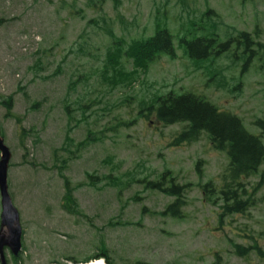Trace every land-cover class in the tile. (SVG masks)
<instances>
[{"label": "rangeland", "instance_id": "1", "mask_svg": "<svg viewBox=\"0 0 264 264\" xmlns=\"http://www.w3.org/2000/svg\"><path fill=\"white\" fill-rule=\"evenodd\" d=\"M0 18V102H13L9 117L0 105V130L22 229V252L13 261L4 251L7 264H105L93 258L103 252L114 264H264L255 251L235 252L257 245L264 253V186L254 190L264 162L244 182L251 206L221 219V202L206 201L200 186L218 187L226 155L205 135L174 146L184 125L163 127L144 111L156 96L191 93L259 136L263 61L241 74L245 58L235 43L195 63L178 42L215 34L224 43L244 31L264 45V0H0ZM157 29L172 35L174 59L159 57L130 85L103 80L110 50ZM164 171L189 185L180 220L159 215L173 198L143 188ZM63 178L76 209L63 198Z\"/></svg>", "mask_w": 264, "mask_h": 264}, {"label": "trees", "instance_id": "2", "mask_svg": "<svg viewBox=\"0 0 264 264\" xmlns=\"http://www.w3.org/2000/svg\"><path fill=\"white\" fill-rule=\"evenodd\" d=\"M117 6L118 2H115V7ZM4 22L0 18V27ZM234 43L236 51H240V55L245 58L241 74L247 72L255 58L261 59L264 64V45L253 42L250 34L244 31L237 33L236 37H232L224 43H220L215 34L195 37L191 40L184 37L179 40L178 47L181 48L189 61L205 63L228 53ZM122 44L120 41L114 50L107 53L106 62L103 65V70H105L102 72L103 80L112 87L119 83L130 85L135 81L136 73L145 71L161 56L175 58L173 37L167 29H157L153 35L144 40L131 41L125 49L122 48ZM120 59L130 62L129 71H123ZM0 105L6 109V117L11 116L12 99L8 97L0 102ZM144 106V111L151 113L157 123L163 127L184 125L173 140L174 146L195 143L202 135H205L215 151L223 152L226 155L228 162L219 179L218 187L214 186L213 182H208L200 186V189L206 201H212L213 204L221 202L219 215L221 219L232 214L244 213L252 204L244 182L257 175L259 167L264 162V144L262 142L264 120L258 119L254 122V127L260 130V135H251L245 130L242 121L236 115L221 111L204 97L191 93L176 95L170 91L163 96L154 97ZM17 122L19 123V120ZM90 139L91 135L87 137V141ZM65 140L72 145L74 143L68 136ZM75 146L80 149L82 144ZM87 179L93 183L95 177L87 176ZM63 180V198L70 204L71 210L76 209L77 203L72 195L68 180L65 178ZM142 184L146 190L157 191L173 198V202L159 213L160 216L176 220L182 219V209L185 206L184 196L189 185H180L169 171H164L155 181L143 180ZM262 186H264V169L259 174V181L254 190ZM257 247V245H252L250 248H242L235 245V252L240 256L245 251L247 253L255 251L259 257H264V253H261ZM17 258L11 257V260L16 261ZM93 258H102L105 264H114L105 252L95 255ZM75 264L80 263L75 262ZM133 264L148 263L136 261Z\"/></svg>", "mask_w": 264, "mask_h": 264}, {"label": "water", "instance_id": "3", "mask_svg": "<svg viewBox=\"0 0 264 264\" xmlns=\"http://www.w3.org/2000/svg\"><path fill=\"white\" fill-rule=\"evenodd\" d=\"M11 153L0 133V264H7L4 251L13 258L22 252V229L18 211L8 193L7 170Z\"/></svg>", "mask_w": 264, "mask_h": 264}, {"label": "bare ground", "instance_id": "4", "mask_svg": "<svg viewBox=\"0 0 264 264\" xmlns=\"http://www.w3.org/2000/svg\"><path fill=\"white\" fill-rule=\"evenodd\" d=\"M86 264H102V263H100L99 261H96L95 263L89 262V263H86Z\"/></svg>", "mask_w": 264, "mask_h": 264}]
</instances>
